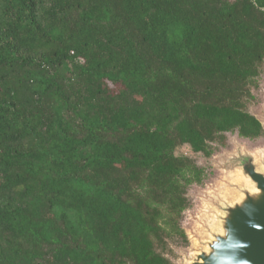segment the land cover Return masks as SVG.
I'll return each instance as SVG.
<instances>
[{
  "label": "trees",
  "instance_id": "trees-1",
  "mask_svg": "<svg viewBox=\"0 0 264 264\" xmlns=\"http://www.w3.org/2000/svg\"><path fill=\"white\" fill-rule=\"evenodd\" d=\"M263 68L264 0H0V264H173Z\"/></svg>",
  "mask_w": 264,
  "mask_h": 264
},
{
  "label": "rangeland",
  "instance_id": "rangeland-1",
  "mask_svg": "<svg viewBox=\"0 0 264 264\" xmlns=\"http://www.w3.org/2000/svg\"><path fill=\"white\" fill-rule=\"evenodd\" d=\"M110 87L117 88L112 83ZM251 92L247 109L264 126V68ZM177 154L193 158L203 168L204 179L187 188L189 202L180 220L186 239H171L169 256L173 264H200L203 256L215 252L214 244L227 237L233 210L261 198V190L245 166L264 175V135L250 139L236 130L226 133L225 142L212 143L210 156L193 152L187 144L179 147Z\"/></svg>",
  "mask_w": 264,
  "mask_h": 264
},
{
  "label": "water",
  "instance_id": "water-1",
  "mask_svg": "<svg viewBox=\"0 0 264 264\" xmlns=\"http://www.w3.org/2000/svg\"><path fill=\"white\" fill-rule=\"evenodd\" d=\"M245 169L261 190V198L248 201L247 211L245 206L233 210L227 227L230 223L237 237L229 235L228 229L227 237L216 242L215 252L203 256L200 264H264V175L253 166Z\"/></svg>",
  "mask_w": 264,
  "mask_h": 264
},
{
  "label": "clouds",
  "instance_id": "clouds-1",
  "mask_svg": "<svg viewBox=\"0 0 264 264\" xmlns=\"http://www.w3.org/2000/svg\"><path fill=\"white\" fill-rule=\"evenodd\" d=\"M248 207H250V206H245V211H247V208H248ZM250 224H251V222H250ZM252 226H254V225H252ZM228 229H229V235H231V236H233L234 238H236L237 236H236L235 229L231 226L230 223H229V225H228ZM242 246H243V245H242ZM241 264H244V262L241 261Z\"/></svg>",
  "mask_w": 264,
  "mask_h": 264
}]
</instances>
